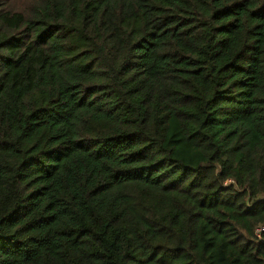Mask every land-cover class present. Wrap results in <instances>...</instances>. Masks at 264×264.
<instances>
[{"label": "trees", "instance_id": "trees-1", "mask_svg": "<svg viewBox=\"0 0 264 264\" xmlns=\"http://www.w3.org/2000/svg\"><path fill=\"white\" fill-rule=\"evenodd\" d=\"M264 0H0V264H264Z\"/></svg>", "mask_w": 264, "mask_h": 264}, {"label": "built area", "instance_id": "built-area-1", "mask_svg": "<svg viewBox=\"0 0 264 264\" xmlns=\"http://www.w3.org/2000/svg\"><path fill=\"white\" fill-rule=\"evenodd\" d=\"M264 233V226L260 227L257 231L256 234L258 236V238H261V234Z\"/></svg>", "mask_w": 264, "mask_h": 264}]
</instances>
